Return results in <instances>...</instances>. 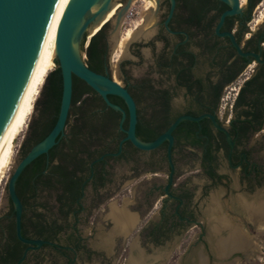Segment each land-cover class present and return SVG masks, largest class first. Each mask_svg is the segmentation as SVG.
I'll use <instances>...</instances> for the list:
<instances>
[{
    "label": "flooded vegetation",
    "instance_id": "1",
    "mask_svg": "<svg viewBox=\"0 0 264 264\" xmlns=\"http://www.w3.org/2000/svg\"><path fill=\"white\" fill-rule=\"evenodd\" d=\"M126 1L115 0L112 8L117 12ZM263 1L253 7L252 0L241 2V9L222 21L231 8L223 0H159L150 37L129 49L143 63V74L127 76L125 85L136 88L137 128L147 138L181 115L203 116L182 120L174 129V168L167 140L139 149L125 139L122 113L112 118L98 94L106 105L82 113L77 127L66 129L44 157L45 181L35 184L30 206L52 211L45 212L44 235L23 218V208L22 234L54 244L30 249L21 260L28 244L18 239L9 201L0 218V264H37L52 253L62 264L93 258L112 264L123 252L126 263L134 258L148 264L160 256L157 264L183 240L202 243L214 256L212 245L228 238L229 207L237 210L243 201L255 205L264 188V19L256 18ZM128 122L127 112L124 129ZM42 193L45 203L38 200ZM91 241H109L110 250Z\"/></svg>",
    "mask_w": 264,
    "mask_h": 264
},
{
    "label": "water",
    "instance_id": "2",
    "mask_svg": "<svg viewBox=\"0 0 264 264\" xmlns=\"http://www.w3.org/2000/svg\"><path fill=\"white\" fill-rule=\"evenodd\" d=\"M114 1L71 0L61 19L56 36L55 56L62 75V95L58 118L48 135L36 143L25 156L18 159L7 180L8 198L11 200L15 211L16 233L20 241L28 244L21 260L26 257L30 249H38L44 244H54L52 241L39 238H26L22 234L23 203L16 192V182L25 167L40 155L48 153L58 142L60 136L64 134L72 106L74 76L79 77L91 86L102 96L108 106L122 113L121 127L126 132L125 139H129L136 147L151 150L167 140L169 142L168 157L172 169L174 168L171 157L174 129L182 120H199L203 117L181 115L170 124L166 131L151 141H144L137 136V103L128 87L112 74L111 67L105 73H99L91 69L87 63L86 48L93 36L90 37L89 35L97 24L101 27L108 23L112 25L109 32V45L113 43L117 45L120 40L117 36V29L133 0L122 3L123 5L118 9L115 17L111 21L102 24L104 16L112 8ZM223 1L228 2L231 8L224 12L222 21L226 15L241 9V0ZM55 2L56 0H0V137L37 54ZM158 3L159 0H156V8ZM94 6H97L95 11L93 10ZM152 13L155 15L154 12ZM141 31L146 32L147 30L141 28ZM150 35L149 32V35L138 36L136 40L147 39ZM129 43L131 42L126 43L125 51L129 49ZM109 95L120 96L126 104L127 111L122 106L112 102ZM127 112L129 122L128 127L124 129L122 123ZM210 117L219 127L215 116L210 115ZM255 202L256 206L264 203V192L261 189L256 194ZM113 229L115 232L120 230L118 222H115ZM98 246L110 250L111 242L101 241ZM212 246L215 257L220 260L228 259L234 252L241 250L235 247L228 253H221L216 242ZM152 259L154 264L157 259H160V256H154ZM133 260L134 258H131L126 264H132ZM141 264H146L145 259L141 260Z\"/></svg>",
    "mask_w": 264,
    "mask_h": 264
},
{
    "label": "rangeland",
    "instance_id": "3",
    "mask_svg": "<svg viewBox=\"0 0 264 264\" xmlns=\"http://www.w3.org/2000/svg\"><path fill=\"white\" fill-rule=\"evenodd\" d=\"M144 2L145 1L143 0H133L132 1V3L130 4L126 12V15L123 17L120 25L118 26V29H117L118 38H121V35L128 28H133L134 26H136L135 25L136 21H138L143 15L142 12H144L143 11ZM246 4H247V0L245 1V4L243 6H246ZM131 11L133 14L130 15ZM256 14H257L256 18L258 20L260 18L264 19V1L262 5H260V7L257 8ZM155 22H156V16H153L151 20L144 23L143 26L134 27V29L136 31H140L142 28L143 30H147L146 32L149 31L150 33H152V26L154 25ZM111 29H112V25L110 24V26L107 28V40L110 38L109 32L111 31ZM130 40L131 41H128V42H131L129 43L131 46V44L136 40V36ZM118 45L119 44L116 45L115 43L109 45L108 60H109V64L111 67L112 74H114L124 84L126 83L125 79L127 76H129V78H131L132 76L134 79L140 78V76L143 74V68H142L143 63H139L134 56L130 55V51H129L130 46H129V49H127V51H125L126 48L124 47L122 52L120 53L117 52ZM130 58L131 60H133L132 63L131 64L126 63V61L129 60ZM121 65H124L127 71L121 69ZM42 88H43V85L40 90H42ZM39 97H41V91L39 92V95L37 96L34 102L35 105H33V111L29 117L26 128L20 135V138L17 142L13 166L10 167L7 178L0 188V218L2 217V215H4L8 211V208H9V198H8V193H7V180L14 168V165L18 162V159L20 158L21 146H22V143L25 137L28 134L29 124L33 122L34 120H36L37 118H39L40 116V104L37 103V99ZM261 190L264 192V188H261ZM44 195L45 194L42 193L38 197V200L42 203L43 202L45 203L48 200L46 196ZM240 204L242 203L240 202ZM262 204L260 203L259 206H262ZM250 207L257 208L258 206H256V204L255 206L251 204ZM38 210L46 212L50 215L52 214V211L50 210L46 211L45 209L41 207H39ZM248 211L249 210L247 209V206L243 207V205L239 206L237 210L236 209L233 210L232 206H230L227 211L228 218H226V221L228 223L226 224H228L227 225L228 238L234 239L237 235V238L243 237L242 239H247L248 240L247 243L248 242L250 243V241L252 242L251 245L248 243V247L246 246V248H242V250L234 252L228 259L220 260V259H217L215 255L210 256L204 250V246L202 243L193 244L189 241L183 240L179 243L174 244L171 248L170 254L162 262H159L157 264H264V228L256 225L257 224V219L255 218L256 216L253 215L252 220H250L251 217L249 215L251 214V212L249 214ZM84 230L86 233H88V228H84ZM194 230L197 231V228H194ZM98 234L99 233H97V235ZM89 244L93 245L94 247L95 246L97 247L99 242L91 241ZM125 257H126V252H123L121 256H118L113 260L112 264H126ZM62 262H63V259L61 258V256L55 253H52L50 254V256L44 257L40 261V263H37V264H62ZM152 262L153 261L150 260L148 261V264H153ZM77 264H105V262L102 259L93 258L90 260H87V259L81 260L77 262Z\"/></svg>",
    "mask_w": 264,
    "mask_h": 264
},
{
    "label": "trees",
    "instance_id": "4",
    "mask_svg": "<svg viewBox=\"0 0 264 264\" xmlns=\"http://www.w3.org/2000/svg\"><path fill=\"white\" fill-rule=\"evenodd\" d=\"M259 1L261 0H252V7L255 6ZM106 26L107 25H103L90 38L89 45L86 48L88 66L99 73H105L103 55L106 51V35L104 33ZM55 61L57 66L47 75L41 90V97L37 99V103L40 104V116L29 124L28 134L21 146L20 158L25 156L36 143L48 135L58 118L62 95V75L58 62L57 60ZM128 89L134 97L137 95L135 86H130ZM100 99L101 98L98 96V93L91 86H89L79 77L74 76L72 106L66 123V129L72 130L77 127L82 113H84L86 110L101 106L102 104L105 106L106 104L101 102L102 100ZM109 99L112 102L127 109L124 100L120 96L109 95ZM110 114L111 117L115 118L116 120H118L120 117V112L111 107ZM172 121L167 122V126ZM137 134L142 140L148 141L150 138H155L158 133H154L152 137L147 138L143 135L141 129L137 128ZM54 147L55 146H53V148ZM53 148H51L50 151H52ZM45 156L46 153L40 155L29 165H27L16 182V192L23 203V208L26 209L23 214V218L28 222L32 221L38 236L45 234L43 222L47 219V215L45 212L39 211L36 208L30 209V206L32 205V196L36 186L35 184L45 181V175L42 174ZM9 201L12 208L13 204L10 199ZM69 244L73 246L76 245V243L72 240H70ZM69 253H73L71 248L69 249Z\"/></svg>",
    "mask_w": 264,
    "mask_h": 264
},
{
    "label": "bare ground",
    "instance_id": "5",
    "mask_svg": "<svg viewBox=\"0 0 264 264\" xmlns=\"http://www.w3.org/2000/svg\"><path fill=\"white\" fill-rule=\"evenodd\" d=\"M144 2V12L142 17L136 21V26H143L144 23L151 20L154 16L152 10L156 7V0H143ZM246 0H241L242 5L245 4ZM71 0H56L54 8L52 10L50 19L48 21L46 30L42 37L40 46L38 48L37 54L34 58L30 71L26 77V80L22 86V89L16 99L14 104L12 113L7 121V124L1 134L0 137V188L3 185L4 181L7 178L10 167L14 162V156L16 153L17 142L20 138V135L25 130L26 125L28 123L29 117L33 111L34 102L39 95L40 89L45 81L47 75L54 69L56 66L55 56H56V36L58 32V28L61 22V19L69 5ZM115 6H119V4H115ZM97 6H94L93 10L95 11ZM116 15V7L110 9V11L104 16L102 24L111 21ZM263 20V18L259 19V23ZM133 28H128L120 38V42L118 43L117 52H122L126 43L134 38L135 36H147L148 32L136 31ZM101 26L97 24L90 32V37L94 35ZM115 76V75H114ZM116 77V76H115ZM243 207L247 206L249 210V215L252 220L253 215L256 216L257 224L259 227L264 228V203L262 206L257 208L250 207V204H246L245 201L241 202ZM247 215V214H246ZM248 218V216H247ZM249 220V219H248ZM212 231L216 232L217 227L216 224L213 223ZM232 232V231H231ZM237 233V232H236ZM247 234V233H246ZM231 235V233H230ZM248 235V234H247ZM243 238V237H242ZM241 237L237 238V235L234 239H225L220 241V244H217L219 251L221 253L229 252L232 249L246 248L248 247L247 239H242ZM250 239V238H249ZM234 240V241H233ZM250 245L252 242L250 241ZM223 245L225 246V250L223 249ZM253 246V245H252ZM227 250V251H226ZM132 264H141V259L133 260Z\"/></svg>",
    "mask_w": 264,
    "mask_h": 264
},
{
    "label": "built area",
    "instance_id": "6",
    "mask_svg": "<svg viewBox=\"0 0 264 264\" xmlns=\"http://www.w3.org/2000/svg\"><path fill=\"white\" fill-rule=\"evenodd\" d=\"M133 14L132 11L130 12V15Z\"/></svg>",
    "mask_w": 264,
    "mask_h": 264
}]
</instances>
